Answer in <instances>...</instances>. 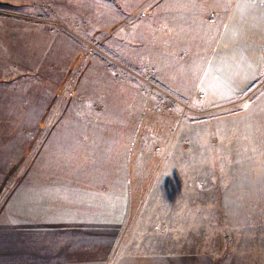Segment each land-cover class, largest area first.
Masks as SVG:
<instances>
[{"label": "rangeland", "instance_id": "374dc122", "mask_svg": "<svg viewBox=\"0 0 264 264\" xmlns=\"http://www.w3.org/2000/svg\"><path fill=\"white\" fill-rule=\"evenodd\" d=\"M22 1L0 2V231L12 261L104 256L170 126L234 108L188 93L234 0Z\"/></svg>", "mask_w": 264, "mask_h": 264}, {"label": "crops", "instance_id": "0c3cea01", "mask_svg": "<svg viewBox=\"0 0 264 264\" xmlns=\"http://www.w3.org/2000/svg\"><path fill=\"white\" fill-rule=\"evenodd\" d=\"M192 86L205 105L234 108L170 126L106 255L12 261L6 227L0 264H264V0H234Z\"/></svg>", "mask_w": 264, "mask_h": 264}]
</instances>
